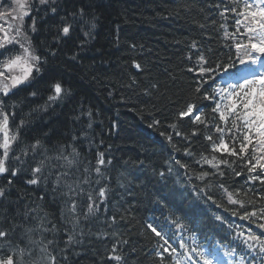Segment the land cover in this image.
<instances>
[{
	"label": "trees",
	"instance_id": "obj_1",
	"mask_svg": "<svg viewBox=\"0 0 264 264\" xmlns=\"http://www.w3.org/2000/svg\"><path fill=\"white\" fill-rule=\"evenodd\" d=\"M29 3L31 14L24 29L36 55L46 62L31 88L21 91V87L14 91L18 95L11 92L2 97L7 102L3 110L9 113L12 134L19 132L9 155L10 164L23 172L13 178L10 188L0 177V187L8 192L6 199L0 198V230L7 231L5 240L11 241L0 242V258L11 254L15 245L27 244L28 229H33V240H40V220L46 218L47 227L55 224L58 229L43 233L54 240L51 247L57 264H160L156 252L162 249L158 238L146 230V222L170 237L174 246V230L180 227L173 220H177L186 225L180 228L184 234L196 235L209 246L220 244L226 251L235 248V258L245 256L246 264H251L253 257L256 264H262L261 256L243 243L250 232L260 235L264 231L258 227L264 224V214L259 211L264 208V200L256 194L264 192V184L252 178L262 170L249 171L247 160L252 158L254 164L257 159L250 147L239 156L230 155L228 150L234 147L239 151L245 132H238L220 120L219 113L211 111L213 103L194 91L198 71H188L207 67L201 55L209 62L232 63L235 45L243 40L237 13L243 11L244 0H55V14L38 0ZM0 5V12L9 10L11 1L0 0ZM33 19L35 31L30 28ZM65 25L71 26L67 36L61 31ZM9 49L11 55L19 54L16 45L1 52L8 53ZM236 69L237 61L226 71L221 68L213 73L201 91L216 90L221 75ZM57 82L67 95L49 101L51 86ZM32 91L37 95L31 96ZM189 102L201 109L207 126L177 117L176 113ZM45 105H50L47 111L43 110ZM153 120L160 123L149 127ZM172 124L175 129L170 127ZM216 125L223 131L217 132ZM176 131L181 135L177 136ZM73 136L79 137L75 144L80 159L90 161V167L97 166L100 152L111 164L102 166L109 179L107 200L100 205L99 218H81L79 229L83 235L78 231L75 236L79 243L66 245L72 224L65 219V197L54 190V176L39 185L28 184L31 153L22 156L26 161L23 165L13 157L36 139H41L49 154L54 155L55 148L73 143ZM221 142L228 150H214V145ZM185 148L190 155L184 154ZM177 159L187 165V171L175 164ZM160 172L165 176L161 177ZM200 172L216 175L201 181L196 178ZM219 172L224 173L222 178ZM221 183L223 188L219 187ZM197 192L201 196L207 192L221 206L197 198ZM228 193L242 200L244 207L229 203ZM194 205L198 207L193 215ZM245 211H256L257 215L241 219ZM217 215L223 223L215 219ZM112 216L116 217L115 223ZM254 247L258 249L259 245ZM40 255L37 249L36 259ZM114 255L121 259H110ZM164 255V264H169L168 254ZM31 259L25 256L28 264Z\"/></svg>",
	"mask_w": 264,
	"mask_h": 264
},
{
	"label": "snow or ice",
	"instance_id": "obj_2",
	"mask_svg": "<svg viewBox=\"0 0 264 264\" xmlns=\"http://www.w3.org/2000/svg\"><path fill=\"white\" fill-rule=\"evenodd\" d=\"M40 5L48 6L52 13H56L57 8L55 5V0H38ZM238 3L239 0H234ZM15 7L9 11L5 9L0 12V20H4L6 23L9 19L15 21V24L8 23V29L4 28V25L0 24V32H3V37H0V49H4L6 45L16 44L22 50V54L11 55V49L8 53L0 52V59L3 63L0 64V115L3 116V120L0 121V132L3 133V142L0 143V149H3L2 154H0V177L3 178L5 185L10 188L13 184V178H16L18 174H22L23 169L20 167H14L8 164L10 142L16 141L19 132L9 137L8 132V116L9 113L4 111V106L7 103L2 97H8L9 93L13 89H18L19 86L24 85L21 91L31 88L36 81L37 77L41 74V69L43 64L46 62L44 58L40 55H36L32 51V45L28 32L24 29V18L28 17L30 13L31 5L29 0H14ZM2 7V5H0ZM15 13V15H13ZM243 16L244 21H248L244 24L247 29V41L244 43H236L235 45V59L232 60L231 64L226 61L205 60L204 56H200V60L207 67L200 66L197 69L189 68L188 71H198V79L194 86V91L199 94L203 100L211 101L213 107L211 111L213 113H219V119L227 122V113L235 114L236 119H242L245 128L251 130L255 129L257 137H259V143L262 145L259 149L260 152H264V76L260 78H243V82L230 85L229 90L225 92L224 90H211L209 88L203 89L201 91L202 85L209 83L212 80V74L217 73L223 68L225 71L227 68L235 65L238 60L241 64H252L256 65L260 63L264 66V60L260 57H264V0H258V3H250L249 0H245L244 9L237 13ZM80 15H83V9L80 10ZM244 21L238 20L237 24H242ZM95 25H93L94 27ZM70 25H65L62 27L61 31L64 36H67L70 32ZM31 31H35V19L32 20L30 25ZM11 30V31H9ZM87 35V33H85ZM192 47H196L195 43ZM259 54V55H257ZM231 58V57H230ZM137 69L140 68L139 64H136ZM35 73V75H34ZM153 87H156L153 85ZM52 95L48 97L49 101H56L60 99L61 95H67L60 83H53ZM19 92H12V95H18ZM149 94V93H146ZM31 96H36L37 92H30ZM219 97V100L217 99ZM220 101H229L227 104H221ZM50 105L43 106V110L47 111ZM242 109V112H237V107ZM14 115V113H13ZM91 116V113L88 114ZM177 117L181 120H187L189 123H199L205 126L208 125L207 119H202L203 112L197 107L195 103H187L183 109L176 113ZM215 119V117H213ZM160 123L159 120H153L149 127H153ZM24 122H20V126H23ZM91 127V123L88 124ZM173 129L176 128L175 124L170 125ZM233 128H237L236 124H232ZM217 132L223 131L218 125L215 126ZM239 132L240 129L237 128ZM164 135V133H161ZM176 135L180 136L181 133L176 131ZM73 143L65 144L54 149L55 154H49V150L45 147L41 139H36L35 143L25 146L19 155L14 154V159L23 165L26 163L23 157H28L31 153V161L28 162V170L30 171V176L28 177L26 183L31 185H39L49 176H54V190H60L61 194L65 197L64 203L67 205V215L65 219L72 224V228L68 229V239L66 245H71L73 243H79L75 239L77 232L83 235V231L79 229V222L81 218L83 220H89V218L98 217L100 213V205L107 200V182L108 175L106 170L102 171V166L106 163L111 164V160L107 162L104 159V153H98L97 166H89L91 162H85L80 159L81 153L78 151L75 141L79 139L78 136H73ZM169 142H171L172 137L169 135L167 137ZM208 140H212L211 136L207 137ZM243 141H247L244 143ZM252 143V137L249 133H244L241 136V143L239 145V151L236 148L231 150L227 149V146L221 142L219 146L214 145V150H228L230 155L239 156L240 153H246L248 145ZM175 147V145H174ZM185 155H190L191 153L184 149ZM39 157V159H37ZM62 162V163H61ZM199 163V161H197ZM175 164H178L181 168L187 171V165L181 163L180 160H175ZM247 165H250L249 171L255 173L257 169H261V174L252 177L254 180H259L261 184H264V157L256 159V162L252 163V158L247 160ZM215 167V165H214ZM55 168V171L53 169ZM171 171V168L168 169ZM77 173L79 175H77ZM241 173L237 172L236 175ZM161 177L165 176L164 172H160ZM216 175V173L200 172L197 175V179L204 181L208 176ZM219 177H223L224 173L219 172ZM191 179V177H190ZM102 181L104 182L102 184ZM97 185L98 187H93ZM219 187L223 188L224 185L221 183ZM202 191V190H201ZM225 191H227L225 189ZM259 195L261 200H264V192L256 193ZM8 192L5 187H0V198H7ZM245 195H247L245 193ZM197 198H203L212 201L217 207V204L213 200L212 196L207 192L203 193L201 196L200 192H197ZM229 203L236 205L239 204L241 208L244 207V202L242 200L233 199V194L228 193ZM198 205H194L192 208L193 215L196 212ZM226 211L228 209H225ZM264 214V208L259 210ZM233 215L237 213L233 211ZM256 211H245L240 218L249 219L250 217H256ZM120 219H123L121 216ZM216 220L221 221L223 218L217 215ZM112 223L116 222V217H111ZM173 223H178L181 229H185L186 225L179 223L177 220H173ZM259 228L264 229V224H259ZM38 230L41 232L40 240H33L30 233L33 229H28L25 233L27 237V244L24 247H20L19 244L14 246V250L11 254H7L4 258H0V264H28L25 261V256L31 257V264H57V256L53 253L55 249L51 246L54 240L47 239L43 233L58 231L55 224L51 228L46 226V218H41ZM146 230H150L155 237L158 238L159 248L162 251L156 252V255L160 258V264H164L166 259L164 253L168 254L169 264H224L220 259V252L223 246L217 244L213 249L205 251L201 250V247L197 245L196 247H189L187 244L181 242L179 247L184 249V253H179L176 247L170 243V237L166 236L161 230H158L152 223L146 222ZM240 236H244L241 232ZM9 236L7 231L0 230V242L11 243L10 238L6 241L5 238ZM162 241V243H159ZM254 242L259 245V248H255ZM119 242V241H118ZM123 243L127 244V240ZM247 249L256 252L261 256L262 264H264V231L260 235L254 233H249L247 237L243 240ZM31 245H36V248L31 247ZM40 255L39 259H36V254ZM63 251V250H62ZM116 245H113L112 252L115 253ZM223 255L229 258L237 257L238 253L235 248L224 251ZM183 256V259L181 257ZM19 257V259H17ZM67 259V257H63ZM110 259L120 260L119 255L111 256ZM239 264H246L245 256L239 255ZM251 264H256L255 257L252 258Z\"/></svg>",
	"mask_w": 264,
	"mask_h": 264
},
{
	"label": "rangeland",
	"instance_id": "obj_3",
	"mask_svg": "<svg viewBox=\"0 0 264 264\" xmlns=\"http://www.w3.org/2000/svg\"><path fill=\"white\" fill-rule=\"evenodd\" d=\"M243 21H244V19H243ZM247 23H248V21H244V23H242L243 30H244V35L247 34V29L244 27V24H247ZM244 66H245V65L242 64L241 67H244ZM245 77L250 78V76H244L243 78H245ZM243 78L239 79V80L237 81L236 84L242 83V82H243ZM227 103H229V101H226V104H227ZM237 112H242V109H241V108L239 109V108L237 107ZM231 117H232L233 119H236V118H235V114H231ZM239 120H240L241 122H243L242 119H239ZM247 130H248L249 134H250L251 137H252V145L254 146L255 150L257 151L258 154H260V157H264V152H260V151L257 150V149H259L260 147H262V145H260V143H259V137H257L256 132H255V129L253 128V129H251V130H249V129H247Z\"/></svg>",
	"mask_w": 264,
	"mask_h": 264
}]
</instances>
